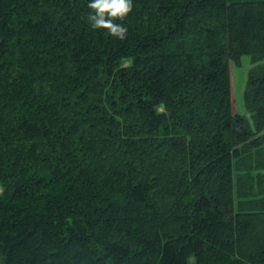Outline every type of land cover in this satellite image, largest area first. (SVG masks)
<instances>
[{"label": "trees", "instance_id": "1", "mask_svg": "<svg viewBox=\"0 0 264 264\" xmlns=\"http://www.w3.org/2000/svg\"><path fill=\"white\" fill-rule=\"evenodd\" d=\"M89 3L0 0V264H264V0Z\"/></svg>", "mask_w": 264, "mask_h": 264}, {"label": "clouds", "instance_id": "2", "mask_svg": "<svg viewBox=\"0 0 264 264\" xmlns=\"http://www.w3.org/2000/svg\"><path fill=\"white\" fill-rule=\"evenodd\" d=\"M87 19L92 29H106L111 36L125 39L127 28L116 20H124L132 11V0H90ZM3 189H0L2 194Z\"/></svg>", "mask_w": 264, "mask_h": 264}, {"label": "rangeland", "instance_id": "3", "mask_svg": "<svg viewBox=\"0 0 264 264\" xmlns=\"http://www.w3.org/2000/svg\"><path fill=\"white\" fill-rule=\"evenodd\" d=\"M253 65L252 55L244 53L241 55L239 62H232V77L233 91L235 102L237 103V111L245 114L248 117L249 122L252 124V113L243 105V94L246 88L248 71Z\"/></svg>", "mask_w": 264, "mask_h": 264}]
</instances>
